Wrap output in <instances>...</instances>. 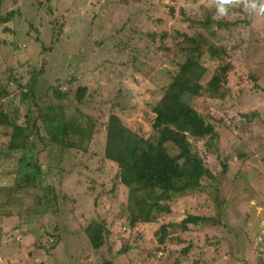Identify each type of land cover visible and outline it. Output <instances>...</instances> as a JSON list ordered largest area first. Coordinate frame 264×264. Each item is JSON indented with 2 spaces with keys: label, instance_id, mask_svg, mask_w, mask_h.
<instances>
[{
  "label": "rangeland",
  "instance_id": "rangeland-1",
  "mask_svg": "<svg viewBox=\"0 0 264 264\" xmlns=\"http://www.w3.org/2000/svg\"><path fill=\"white\" fill-rule=\"evenodd\" d=\"M0 4V16L14 12L12 21L0 23V109L17 107L23 114L17 85L28 79L26 70L40 69L45 62L44 82L73 75L93 91L94 96L77 108L82 115L104 123L111 102H115L122 109L116 112L121 120L143 132L149 130L151 108L167 86V73L177 71L178 63L187 56L197 60L208 46L198 35L199 28H189L179 8L187 9L188 18H198L200 6L204 10L217 8L213 0L195 4L188 0L127 4L122 0H0ZM224 7L237 11V7ZM246 19L250 23L242 24L237 52L230 51L237 42L223 40L229 42L225 48L233 53L229 62L234 66L225 96L190 101L219 130L207 164L217 171V181L211 183L218 188L215 193L220 202L212 200L214 189L192 194L175 200L171 214L156 222H178L188 213L214 216L220 211L224 220L220 227L176 229L172 236L184 243H167L161 246L162 252L149 257L148 251L157 243L153 233L158 224L128 228L125 209L119 208L128 202L127 191L119 183L111 189L115 170L111 163H101L106 137L104 128L98 127L88 148L87 171H77L81 159L74 150L60 151L36 141L27 152L40 164L42 185L55 188L43 214L39 213L43 207L37 206L39 189L17 194L6 186L10 180L7 174L15 171L17 163L12 154L0 156V264H173L176 258L178 264H264V15L252 12ZM30 27L33 31L26 35ZM164 32H187L190 40L179 51L175 38L161 40ZM52 37L56 40L53 45ZM40 43L51 50L43 53ZM167 49L172 55L163 53ZM68 82L63 81L61 88ZM43 97L42 93L41 102ZM66 109L67 114L75 111L74 107ZM253 113L258 116L242 117ZM9 132L0 126L1 150L8 145ZM40 132L44 135L41 127ZM203 144L195 145L200 148ZM88 174L93 176L88 179ZM91 177H100L95 188L88 183ZM102 218L110 230V251L106 246L94 251L84 231L92 219ZM124 244L128 251L118 253ZM189 245L190 252L183 259L180 251Z\"/></svg>",
  "mask_w": 264,
  "mask_h": 264
},
{
  "label": "trees",
  "instance_id": "trees-1",
  "mask_svg": "<svg viewBox=\"0 0 264 264\" xmlns=\"http://www.w3.org/2000/svg\"><path fill=\"white\" fill-rule=\"evenodd\" d=\"M122 1L127 4L138 0ZM188 1L195 4L198 0ZM245 3L246 0H240L236 5L237 11L232 12L227 9L226 14L220 17L217 16V8L214 7L211 10H204L200 6L198 18L194 16L188 18L187 9L179 8V14L189 22V28L194 30L199 28L198 35L208 42V46L197 60L187 56L182 63H178L177 71L167 73L169 81L161 91V98L151 108L150 127L145 132L141 127L133 129L130 124L122 121L118 115L122 109H119L115 102H111L107 120L104 123L100 122L101 125L98 119L82 115L77 108L83 106L94 96V93L75 76L63 75L44 82L45 62L40 69L26 70L28 79L25 83L17 85L18 105L24 110L23 114L19 113L17 107H12L9 111L0 109V126L10 129L8 145L4 150L0 149V156L12 154L15 164L17 163L15 171L7 174L10 180L6 186L12 187L17 194L23 193L24 189L26 194L39 189L37 206L43 207L45 203L48 204L50 198L55 196V188L42 185L44 173L40 164L34 161L31 155H26L27 152L35 147L36 141L45 147L57 146L60 151L74 150L79 152L81 159L80 170L77 171H87L91 159L87 156L88 148L93 132L99 127L104 128L106 137L101 163H111L115 170L110 180L113 186L111 189L119 183L127 191L125 199H128V202L126 201L124 207L119 208L125 209L129 229L136 228L137 224H158L156 222L160 217L163 219L171 214L175 200L192 197V194L196 193L203 194L209 189H214L215 193L218 188L211 182L217 181L218 174L215 168L208 167L207 161L219 130H216L200 112L193 108L190 101L201 96L223 98L225 96L223 92L228 91V77L234 66L229 62L233 53L230 54L225 46L230 41L237 42L231 46L232 52H237L241 47L242 24L250 23L246 16L252 13L244 7ZM202 12L206 15L201 19ZM173 13L174 11L171 12ZM13 17L14 12L0 16V23L12 21ZM31 30L33 31V27H30L26 35H29ZM225 34L227 36L222 37ZM161 35L162 41L168 36L175 38L177 47H180L179 51L190 40L187 32H177L174 35L164 32ZM225 38L229 42L223 43ZM53 43H56L55 37L51 38V44ZM40 45L43 53L52 48L44 47L42 43ZM170 52L168 49L163 51L164 54H171ZM208 71L211 73L206 78L205 74ZM253 79L257 81L256 78ZM9 80L13 82L10 78ZM65 80L69 82L66 83V88L62 89L61 85ZM117 88H121V85ZM42 93L44 102L40 101ZM117 94L122 93L117 91ZM234 99L238 101L237 97ZM101 103L103 104L102 101ZM66 107H74L75 111L67 114ZM257 116V113L242 115L244 119ZM83 118L88 124L82 123ZM38 123L44 135L40 132ZM198 142L204 144L198 148L195 145ZM89 175L92 174L87 175L88 179ZM93 178L91 177L88 183L95 188L100 177L94 180ZM204 180L207 181L206 186H203L205 185L203 183H206ZM103 185L104 182L101 183L104 188ZM217 194L211 196L213 195L212 200L219 204L220 199L218 201ZM54 202H56L55 198ZM44 211L43 207L39 213L43 214ZM223 221L222 213L217 211L214 216L188 213L178 222H161L153 233L157 243L148 251V255L150 257L152 254L162 252L161 246L167 243H184L179 237L172 236L176 229L187 231L191 226L199 225L220 227ZM84 231L94 251L104 246L110 251L108 247L110 230L105 219H92ZM54 245L55 243L51 247ZM126 247L124 244L118 253H126L128 251ZM190 249V245L181 249L180 255L183 259L187 257ZM168 253L172 254L170 251ZM177 260L176 258L173 264H178ZM193 264L198 263L194 261Z\"/></svg>",
  "mask_w": 264,
  "mask_h": 264
},
{
  "label": "clouds",
  "instance_id": "clouds-1",
  "mask_svg": "<svg viewBox=\"0 0 264 264\" xmlns=\"http://www.w3.org/2000/svg\"><path fill=\"white\" fill-rule=\"evenodd\" d=\"M217 4V12L223 16L226 14L227 9L224 5L233 6L240 3V0H213ZM250 12L258 15H264V0H246L245 6Z\"/></svg>",
  "mask_w": 264,
  "mask_h": 264
},
{
  "label": "water",
  "instance_id": "water-1",
  "mask_svg": "<svg viewBox=\"0 0 264 264\" xmlns=\"http://www.w3.org/2000/svg\"><path fill=\"white\" fill-rule=\"evenodd\" d=\"M231 9L233 8V9H236V7L235 6H229Z\"/></svg>",
  "mask_w": 264,
  "mask_h": 264
}]
</instances>
